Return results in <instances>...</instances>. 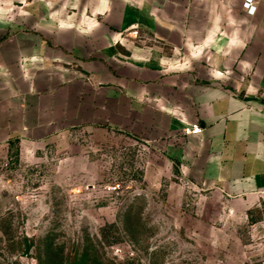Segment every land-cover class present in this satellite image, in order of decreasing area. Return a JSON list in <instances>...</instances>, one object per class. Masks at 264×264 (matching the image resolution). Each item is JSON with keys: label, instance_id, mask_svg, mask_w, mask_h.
I'll list each match as a JSON object with an SVG mask.
<instances>
[{"label": "crops", "instance_id": "1", "mask_svg": "<svg viewBox=\"0 0 264 264\" xmlns=\"http://www.w3.org/2000/svg\"><path fill=\"white\" fill-rule=\"evenodd\" d=\"M0 0V130L102 123L198 186L264 200V0ZM78 66V67H75ZM190 122L203 127L185 135Z\"/></svg>", "mask_w": 264, "mask_h": 264}, {"label": "rangeland", "instance_id": "2", "mask_svg": "<svg viewBox=\"0 0 264 264\" xmlns=\"http://www.w3.org/2000/svg\"><path fill=\"white\" fill-rule=\"evenodd\" d=\"M3 132L0 264H264V200L193 184L150 140L99 122Z\"/></svg>", "mask_w": 264, "mask_h": 264}, {"label": "built area", "instance_id": "3", "mask_svg": "<svg viewBox=\"0 0 264 264\" xmlns=\"http://www.w3.org/2000/svg\"><path fill=\"white\" fill-rule=\"evenodd\" d=\"M244 7L247 9V12L249 14H255L257 10V5L255 4L254 0H245ZM263 94H264V90H263ZM201 132H203V127L198 122H190L184 128L185 135L199 134Z\"/></svg>", "mask_w": 264, "mask_h": 264}]
</instances>
